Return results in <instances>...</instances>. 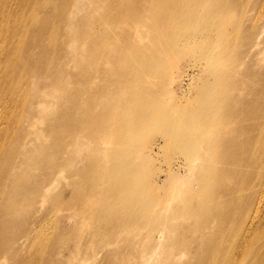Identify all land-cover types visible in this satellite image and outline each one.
<instances>
[{"label":"bare ground","instance_id":"1","mask_svg":"<svg viewBox=\"0 0 264 264\" xmlns=\"http://www.w3.org/2000/svg\"><path fill=\"white\" fill-rule=\"evenodd\" d=\"M99 1L103 13L94 17L104 28L94 34L88 32L92 25L86 17L92 0H0V262L21 243L33 248L18 258L22 264H60L75 257L66 240L57 243L68 236L70 215L59 216L56 237H48L45 201L55 200L49 194L58 172L66 168L76 174L65 159L69 146L84 130H100L102 122V129L143 137L148 156L161 146L152 140L150 127L183 153L192 154L201 144L210 152L204 172L200 162L187 158L169 166L164 178L149 167L129 175V150L114 148V159L105 152L106 166L92 158L97 179L79 173L85 190L95 189L90 197L102 200L95 207L88 204L92 235L101 246L124 241L119 249L105 248L111 255L104 258L142 247L137 255L145 259L142 264H264V56L259 57L264 52V0H208L206 14H201L206 3L197 6L196 0ZM122 35L129 41L138 37L130 50L136 51L141 69L159 72L162 60L163 71L170 69L168 76L177 82L178 96L155 98L151 85L146 93L134 94L132 103L110 109L101 101L105 109L90 112L87 104L82 109L79 90H90L98 76L105 79L99 63H112ZM114 38L107 53L95 54L91 66L84 64L87 39L98 44ZM192 38L197 43L187 47ZM186 53L204 65L179 73L173 60ZM69 83L77 85L76 95H68ZM192 84L199 94L194 103L187 101ZM218 129L224 132L207 135ZM30 146L36 147L22 157ZM78 159L87 160L86 154ZM107 179L111 183L98 189ZM170 182H185L176 195L187 198L160 208ZM78 197L79 191H72L67 203ZM38 198L34 211L39 219L27 217ZM159 209L171 213L161 215ZM185 214L197 219L179 222ZM41 244L48 246L46 255Z\"/></svg>","mask_w":264,"mask_h":264},{"label":"rangeland","instance_id":"2","mask_svg":"<svg viewBox=\"0 0 264 264\" xmlns=\"http://www.w3.org/2000/svg\"><path fill=\"white\" fill-rule=\"evenodd\" d=\"M199 1L198 5H201L202 3H206L207 9L205 12H201V14H206L209 6H208V0H196ZM103 3L99 0H92L91 7L92 11L89 12L86 17L91 22L90 30L88 32H94L100 33L103 31L104 27H100V25L97 27L95 21V17L99 15V13H103L102 10ZM187 6H184L186 8ZM197 8V7H196ZM142 17L145 18L148 11L145 10L144 6L141 8ZM95 16V17H94ZM147 22H149L148 19H146ZM86 29H89L86 28ZM141 29V28H139ZM106 31V29H104ZM82 32V30H81ZM115 37V36H114ZM114 39H107L103 40L101 43H92L90 39H87L85 51L83 53L84 57V64L90 65L91 62H93L94 55L95 54H101V53H107V50L109 47L114 46ZM139 40L138 37H135L134 39L131 38L129 40H125V36L122 35L121 39L119 37V41L117 45L120 46L117 53L115 54V57H113L112 63L104 64L102 61L99 63L98 69L99 72H103V70H106L105 79H103L101 76H98L99 78L95 79L96 85L90 88V90H87L84 92L82 89L79 90V93L81 95L80 101L81 106L84 104H87V108L90 112H93L94 110H102L106 107L114 108L119 104H125V103H132L135 101L134 94H144L147 90H149L151 85H155L156 87H152L151 94L155 98H159L161 100H170L175 99L177 93L179 92V88L177 85V82H174V80L171 79L169 75V71L164 72L162 67V60L159 64L161 68L159 72H154L152 69L148 68L147 70L141 69L138 66V61L135 59V55L137 54L135 50H130L131 48H134L135 43L134 41ZM192 40V41H191ZM194 38L188 40L185 44L187 47L194 46L195 43H197ZM197 40V39H196ZM160 58L162 59V55L159 53ZM264 52L260 53L259 57H263ZM175 58V55H174ZM142 60L145 62V58H142ZM176 65L178 64V72L184 73L188 72L191 73L192 65L195 64H201L204 65V62H198L196 58H194V55L191 53H186L183 55L180 59L173 60ZM147 64L149 66H147ZM151 62L146 63V67L151 66ZM105 68H104V67ZM176 68V67H175ZM200 70V69H199ZM70 73L74 72V68H70ZM177 72V73H178ZM200 75V79H201ZM117 78V81L114 82L113 80ZM199 79V80H200ZM104 88H102V86ZM77 85L74 83H69L67 88L68 95H76V88ZM96 87V90H95ZM190 89V97L187 100L188 102H198L199 94L193 87V84ZM174 94V95H173ZM67 96L66 100L70 103L72 99ZM136 97V96H135ZM137 98V97H136ZM86 99V101H84ZM101 101L106 104V107H103V104ZM82 109H85L83 106ZM113 118V116L110 114H105L103 118L108 119ZM40 126V123L38 124ZM102 122L100 126V130L102 129ZM94 131H83L78 135L79 137L75 140V142L69 146L66 153L65 159H70L72 163V169L74 170L73 173L70 175L66 170V168L62 172H58L56 174V185L52 188L50 191L49 196H55V200L49 203V199L45 201V213L47 215L44 217V227L46 233H48V237H54L56 232L58 231V226H56L58 218L61 215H70L71 225L70 229L66 228V234L68 236H65L64 238H59L57 240V243H63L65 240L67 241V244L72 248L71 254L75 255V257L72 258L70 262L63 260L60 264H142L145 259L141 257H137L138 251L142 247H136L132 252L129 250L124 249L123 253L115 254L111 258L107 259L104 258L107 254L110 256L109 251H105L108 248H112L111 250L115 249L116 247L119 249L118 246H123L124 241L120 242L119 245L117 243H106L105 246H101L98 242V238H94L92 235V227L94 220L92 218V214L90 212V209L88 208V204L91 203L93 207L97 206L96 201L101 200V198L93 195L90 197L91 193L95 192V189L92 188L91 190H85L84 183L82 179L79 176V173L81 171H86L87 174L91 177V181L94 182V179H97L96 174L97 171L95 167L91 168L92 165V158H97L98 165L100 166H106L109 164V162L105 161L104 153L106 152L109 154L110 158L114 159L113 152L116 151V149L121 150H129L130 153L128 155V163L129 169L127 173L130 175L132 171H135V173L140 172L144 173L146 169L149 167L152 169V171L155 173L158 172V175L160 177H165L164 172H166L167 168L169 166H175L176 163L179 161H185L187 158L192 159V162L197 163L196 165L202 164L204 166V172L207 169L208 162H206L205 158L210 155V152L208 149L206 150L205 146L203 144L199 145L194 153L192 154H186L179 150L177 146H173L172 144L167 142V137L160 133V131L157 128L150 127V130H153L152 134V140H160L161 146L157 149V152L154 153V155H149L145 151V144L143 143V137H134L135 135L132 132H129V135L125 132H119L118 130L110 127L104 130L103 132ZM224 131L221 129H218V131L215 132H208L207 135L215 136L220 135ZM220 133V134H219ZM161 137V138H160ZM140 140L142 142V146H134V141ZM12 143V142H11ZM38 144V143H37ZM38 146V145H36ZM35 146V147H36ZM32 147V148H31ZM34 146H30L27 149L23 151L22 157L25 153H28L32 151ZM19 152V151H18ZM85 155L87 157V160H79L78 155ZM208 155V156H207ZM97 167V166H96ZM19 167L15 168L18 169ZM22 168V167H21ZM125 168V167H124ZM86 169V170H85ZM78 172V174H77ZM65 175V177H64ZM233 181L232 179H230ZM111 181L109 179L101 182V184H98V189L105 187L109 185ZM185 187V182L182 183V185H176L175 182H170L167 186H165L166 189V195L165 197L161 198L158 203V206L160 208L164 207L167 203H171L174 206L181 205L184 202V199L187 198V194H184L182 196V199L178 198L176 195L177 192H182ZM72 191H79V195L81 197H78L77 200L73 199L70 202L67 203V197L71 195ZM61 193V194H59ZM86 194V195H85ZM94 194V193H93ZM57 195L60 196L57 197ZM104 198H107L104 196ZM200 198V197H199ZM196 201V198L195 200ZM22 205H24V199L20 202ZM39 206V198L36 202H34L30 209L27 211V217H33L34 219H39V213L34 211ZM49 209V210H48ZM158 212L161 215H167L171 213L170 210L167 209H159ZM186 217L181 216L178 218L179 222L182 223H189L192 224L196 219L197 216L195 215H186ZM56 226V227H55ZM63 228V227H62ZM73 231V232H71ZM174 235L173 233H168V236L171 237ZM56 237V236H55ZM168 242V241H166ZM165 242V243H166ZM16 247V246H15ZM38 247L41 248L42 252H44V255H46V251L48 246L46 244H41ZM16 253H14L12 256H7L8 258L6 261L0 262V264H22L18 262V258L21 255H25L27 251L31 252L32 249H28V243H21L18 247ZM106 248V249H105ZM101 250V251H99ZM81 251L83 254H81ZM96 252H99L96 254ZM78 253V254H76ZM107 253V254H105ZM73 255V256H74ZM107 256V257H108ZM185 257L183 256L180 260H183ZM158 263V262H157ZM29 264H34L33 262H30ZM57 264V262L53 263Z\"/></svg>","mask_w":264,"mask_h":264}]
</instances>
